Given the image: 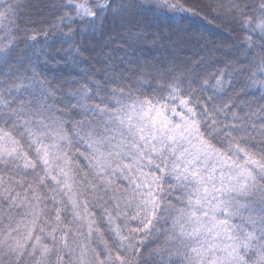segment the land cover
<instances>
[{
    "label": "snow or ice",
    "instance_id": "snow-or-ice-1",
    "mask_svg": "<svg viewBox=\"0 0 264 264\" xmlns=\"http://www.w3.org/2000/svg\"><path fill=\"white\" fill-rule=\"evenodd\" d=\"M24 7L0 0V264H264V0H62L47 29L21 28ZM205 9L236 26L237 60L197 75L106 57L72 74L76 34L108 14ZM50 31L68 57L37 47Z\"/></svg>",
    "mask_w": 264,
    "mask_h": 264
},
{
    "label": "trees",
    "instance_id": "trees-1",
    "mask_svg": "<svg viewBox=\"0 0 264 264\" xmlns=\"http://www.w3.org/2000/svg\"><path fill=\"white\" fill-rule=\"evenodd\" d=\"M62 0H24V10L20 21L21 28L47 29L55 23L59 11L51 7L53 4L61 3ZM203 3V0H197ZM207 20L171 21L167 18L154 19L150 13H142L126 17L124 15L108 14L107 18L97 26L96 31L88 30L86 34L79 32L75 36L77 47L81 49L78 67L72 72L76 75L80 69H89L95 65L101 68L106 57L111 62L120 64V59H128L142 56L146 60L161 64H175L181 70L194 72L202 75L211 72L216 67H222L224 60H237L242 53L238 47L240 34L235 25L224 23L211 15L207 9L204 11ZM143 28L147 39H140L137 32ZM79 28V25H74ZM66 32L67 29L65 28ZM151 33L160 36L158 42H153ZM4 33L0 32V39ZM37 47L41 50L47 47L50 53L60 51L62 57L69 54L64 50L69 48L71 40H66L59 31H50L45 45V37H38ZM32 52L25 44H20L16 55L28 56ZM45 59L44 56L40 57ZM215 61V62H213ZM243 63V61H240ZM131 64V60L128 61ZM61 60V66L55 70L56 75L65 79L68 77V67ZM123 67V65H121ZM40 71V68H37ZM211 94V93H209ZM82 162V161H81ZM147 252L155 245L146 241Z\"/></svg>",
    "mask_w": 264,
    "mask_h": 264
}]
</instances>
